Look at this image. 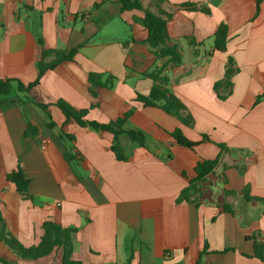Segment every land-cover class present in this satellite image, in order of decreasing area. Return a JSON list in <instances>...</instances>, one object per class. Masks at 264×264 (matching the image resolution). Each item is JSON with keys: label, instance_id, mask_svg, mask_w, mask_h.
I'll return each instance as SVG.
<instances>
[{"label": "crops", "instance_id": "0c3cea01", "mask_svg": "<svg viewBox=\"0 0 264 264\" xmlns=\"http://www.w3.org/2000/svg\"><path fill=\"white\" fill-rule=\"evenodd\" d=\"M141 2L153 13L160 6L172 14L168 32L183 62L170 71V83L192 127L135 99L152 88L144 74L162 65L143 43L147 29L135 21L143 12L123 11L119 0H0V81L28 86L37 80L39 39L47 48H79L73 62L47 71L28 94L13 91L0 102V215L7 230L30 247L39 243L46 220L76 227L73 259L85 264H127L131 255V264H196L205 243L202 264H264L254 257V240H247L264 242V99L258 101L264 95V0L257 17L256 0ZM185 3L210 12L179 8ZM221 24L228 27L225 52L214 48ZM230 58L238 71L232 93L221 100L215 84L224 80ZM90 73L118 81L93 97ZM58 100L88 109V118L100 123L132 112L125 128L143 131L146 146L122 136L128 160H118L113 135L67 120ZM28 122L37 131L26 136ZM178 129L199 144L179 145L170 135ZM60 132L75 140L57 146L53 136ZM71 146L76 159L68 162L61 148ZM219 156L198 199L178 202L196 180L197 164ZM19 167L30 181V201L8 181ZM244 191L255 199L248 201ZM1 254L14 263L62 264L60 252L28 261L0 242Z\"/></svg>", "mask_w": 264, "mask_h": 264}, {"label": "trees", "instance_id": "16d2710c", "mask_svg": "<svg viewBox=\"0 0 264 264\" xmlns=\"http://www.w3.org/2000/svg\"><path fill=\"white\" fill-rule=\"evenodd\" d=\"M122 4L123 11L139 10L143 12V18L135 19L137 23L145 27L148 31V38L145 43L149 50L162 61L161 66H156L151 71L144 74L152 80L153 85L148 95L136 94V101L142 105V107H157L166 112L167 114L177 118L182 124L192 127L194 120L191 114L188 112L186 105L182 100L173 92L170 83V71L176 67H179L183 62V57L179 52L178 46L171 44L172 39L168 32V21L172 14L162 10L158 6V12L153 13L150 9L144 8L141 0H119ZM164 2L166 0H159ZM263 0H256V14H259L261 10V4ZM96 7L99 4H95ZM179 8L187 11H202L209 13L207 8L199 7L197 4L185 3L181 4ZM133 41V40H132ZM228 42V27L226 24L219 25L214 35V48L217 51L225 52ZM39 45L42 47V58L37 64L39 76L37 80L28 86H25L18 80L6 79L0 81V102L4 101V98L11 95L13 91L17 93L28 94L29 91L36 85H38L41 77L50 70H54L57 66L64 62H73L77 55L79 48H73L69 51L47 48L41 39L38 40ZM128 43L123 44L127 46ZM192 45H197L192 42ZM238 69L235 68L234 61L230 58L226 66L225 78L215 84V91L221 100H225L232 93V78L237 73ZM118 78L115 75L109 73H90L88 76L89 91L93 97L97 96L99 88L111 89ZM26 99L31 100L28 96ZM264 99V95L258 98V101ZM32 101V100H31ZM42 109L46 110L48 105L38 104ZM65 115L67 120L75 121L80 127L96 131L105 132L113 135V143L111 150L115 157L120 161H127L128 157L124 153V147L121 143V137L127 136L128 139L139 146L145 147L147 143V137L145 133L138 129H127L125 125L128 119L131 117L132 112L126 113L123 117L118 118L115 121L109 123H100L88 118V109H76L65 100H58L55 104ZM49 123L47 128L53 131L57 125L52 121L51 115L48 114ZM37 128L32 126L28 122V128L25 135L36 133ZM176 142L189 149H194L199 142H192L183 136L182 132L178 129L170 134ZM66 139L69 142H73L75 137L67 135L62 132L59 135L53 136V141L57 146H61L62 141ZM208 138L204 137V141ZM222 151H226L224 145H219ZM62 154L68 162H73L76 159L74 153V147L61 148ZM220 163V156L213 160H204L197 164L195 171L197 178L186 189L182 191L178 197V202H192L197 200V195L201 194L202 184L206 181L209 174L213 173L215 168ZM225 179V178H224ZM8 181L14 184L17 192L22 196L24 200L30 201L31 196L29 194L30 181L27 179L19 167L17 171L8 175ZM245 197L248 201L255 198L248 194V191H244ZM194 198V199H193ZM224 212L233 213V210L229 206H223ZM44 231L37 245L26 247L18 238L13 236L8 230L5 221L0 215V242L13 254L22 260L35 261L41 258L48 257L54 253H61L62 264H85L73 259V253L75 250L74 235L77 233L76 227H63L62 225L54 222L53 220H46L42 224ZM254 240V257L264 262V242L258 241L257 236L247 237V240ZM226 251V250H224ZM208 253V244L205 243L201 250L199 260L196 264H202V258ZM132 255L130 256L127 264H131ZM0 264H22L10 262L0 256Z\"/></svg>", "mask_w": 264, "mask_h": 264}, {"label": "rangeland", "instance_id": "374dc122", "mask_svg": "<svg viewBox=\"0 0 264 264\" xmlns=\"http://www.w3.org/2000/svg\"><path fill=\"white\" fill-rule=\"evenodd\" d=\"M1 256H2V258H3V254H1ZM4 259H5V258H4ZM47 263L52 264L50 261H47Z\"/></svg>", "mask_w": 264, "mask_h": 264}, {"label": "built area", "instance_id": "2783aa9c", "mask_svg": "<svg viewBox=\"0 0 264 264\" xmlns=\"http://www.w3.org/2000/svg\"><path fill=\"white\" fill-rule=\"evenodd\" d=\"M45 143H46V141H45Z\"/></svg>", "mask_w": 264, "mask_h": 264}]
</instances>
